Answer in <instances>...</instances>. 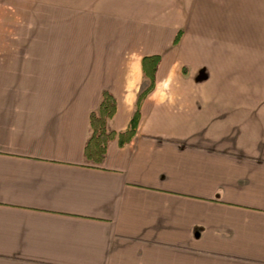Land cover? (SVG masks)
Wrapping results in <instances>:
<instances>
[{"label": "crops", "instance_id": "crops-1", "mask_svg": "<svg viewBox=\"0 0 264 264\" xmlns=\"http://www.w3.org/2000/svg\"><path fill=\"white\" fill-rule=\"evenodd\" d=\"M0 264H264V0H0Z\"/></svg>", "mask_w": 264, "mask_h": 264}, {"label": "trees", "instance_id": "trees-1", "mask_svg": "<svg viewBox=\"0 0 264 264\" xmlns=\"http://www.w3.org/2000/svg\"><path fill=\"white\" fill-rule=\"evenodd\" d=\"M179 38L180 32L178 33L175 42H177ZM147 60L153 63V72L150 76L151 83L139 94L135 113L133 114L130 124L126 130L117 132L108 127V120L111 119L117 111L118 99L111 91L107 89L102 91L99 106L90 113L91 134L84 147V155L87 161L94 164L104 163L108 144L112 139L118 137L119 144L124 145L135 134L141 115L142 101L155 85V71L160 57L158 55L145 56L143 58V68Z\"/></svg>", "mask_w": 264, "mask_h": 264}]
</instances>
